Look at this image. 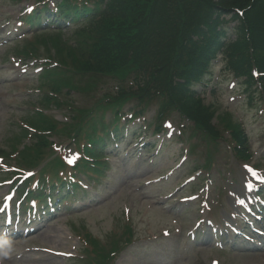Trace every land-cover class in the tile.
Returning a JSON list of instances; mask_svg holds the SVG:
<instances>
[{
	"label": "rangeland",
	"instance_id": "rangeland-1",
	"mask_svg": "<svg viewBox=\"0 0 264 264\" xmlns=\"http://www.w3.org/2000/svg\"><path fill=\"white\" fill-rule=\"evenodd\" d=\"M33 2L0 0L1 154L20 146V143L13 146L12 140L19 135L22 120H32L29 115L33 111L32 105L46 109L47 114L63 123L72 119V109H90L93 96L100 98L112 87L107 79L88 78L83 83H75L81 92L60 96L64 102L60 108L43 109L33 101L42 94L36 92L38 83L34 69L7 62L13 51L26 42L16 43L12 40L14 36L7 38L10 34L7 22L15 21ZM67 36L68 33L65 39ZM5 39L7 42L3 43ZM29 39L35 38L30 36ZM64 43L67 42H61L59 47L66 51ZM46 48L40 46L38 56L57 60L55 50ZM224 66L225 61L217 59L211 67L210 86L198 89L197 93H203L201 98L205 105L214 104L218 111L216 120L229 114L232 122L245 130L255 155L251 162H237L224 145H219L217 151L212 152L210 172H202L200 167L206 162L205 149L195 146L191 150L196 142L189 140V134L179 137L177 128L181 125L173 118V125L167 126V132L158 137L159 142L151 146L148 153L138 155L140 142L130 147L125 145L118 153L109 152L107 178L100 185L88 188L83 207L78 204L65 206L62 208L65 217L49 223L50 218L37 235L11 243L8 252L14 255L2 260V264H72L71 256H77L82 247L76 237L83 239L87 232L104 241L115 229L120 232L127 223L126 216L136 241L117 256L114 264H264V252L257 253L248 246L244 248L250 242L240 238L241 233H249L253 228L249 225H255L259 233L264 226V213L259 215L258 224L245 213V209L251 210L254 204L252 210L258 217L256 207H261V202L264 206V194H261L264 191V101L259 100L256 106L248 105L242 80L223 75ZM151 116L149 113L147 123L143 124L146 129L142 131L147 132V136L152 132L151 128L147 129ZM139 122L130 125L129 129L138 128ZM224 135L227 139L226 132ZM154 141H158L157 137L148 139L147 143ZM163 143L164 147L160 149ZM23 144L28 145L25 141ZM66 154L68 161L75 162L72 148ZM10 164L15 165L14 162ZM1 188L0 199L7 191V187ZM92 198L96 203L89 206ZM246 218L248 221L244 222ZM207 233L212 239L204 238ZM45 234L58 239L50 242ZM251 240L252 245L260 244ZM42 250L61 252L65 257H50ZM24 251V257L16 260L15 255Z\"/></svg>",
	"mask_w": 264,
	"mask_h": 264
},
{
	"label": "trees",
	"instance_id": "trees-1",
	"mask_svg": "<svg viewBox=\"0 0 264 264\" xmlns=\"http://www.w3.org/2000/svg\"><path fill=\"white\" fill-rule=\"evenodd\" d=\"M77 3L57 2L59 18L54 19L59 27L70 25L75 40L71 45L64 43V51L59 47L60 37L45 39L44 43L55 49L60 68L45 70L41 77L53 93L73 89L72 78L105 76L116 81V93L79 112V119L70 127L72 139L84 135L89 141L92 149L88 154L97 161L94 169H101L98 163L108 145L107 139L96 136L106 128L104 114L109 111L111 117H119L133 101L137 115L149 106L157 107L159 121L179 114L190 124L191 137L206 148H216L223 131L228 132L229 141L224 142L235 158H250L244 130L229 115L216 120L217 112L201 104L196 87L205 82L212 59L222 53L234 77L245 79L249 103L257 85L264 94V0H95L92 8ZM39 15L32 21H38ZM229 21L235 24L233 33L227 28ZM253 69L258 71V79L253 77ZM42 100L47 104L53 101L47 96ZM35 120L43 124H33L40 133L55 131L40 115ZM36 140L35 148L20 155L28 167L47 154L45 138ZM131 238L126 226L123 236L108 247L93 243V261L111 264L121 244H130Z\"/></svg>",
	"mask_w": 264,
	"mask_h": 264
},
{
	"label": "bare ground",
	"instance_id": "bare-ground-1",
	"mask_svg": "<svg viewBox=\"0 0 264 264\" xmlns=\"http://www.w3.org/2000/svg\"><path fill=\"white\" fill-rule=\"evenodd\" d=\"M56 239H58V238H56V236H50V235H47V240L48 241H50V242H56ZM207 240V239H206ZM59 241H57V243H58Z\"/></svg>",
	"mask_w": 264,
	"mask_h": 264
},
{
	"label": "snow or ice",
	"instance_id": "snow-or-ice-1",
	"mask_svg": "<svg viewBox=\"0 0 264 264\" xmlns=\"http://www.w3.org/2000/svg\"><path fill=\"white\" fill-rule=\"evenodd\" d=\"M69 162L72 163V162H74V160H70Z\"/></svg>",
	"mask_w": 264,
	"mask_h": 264
}]
</instances>
